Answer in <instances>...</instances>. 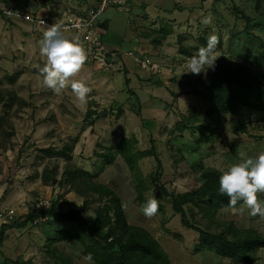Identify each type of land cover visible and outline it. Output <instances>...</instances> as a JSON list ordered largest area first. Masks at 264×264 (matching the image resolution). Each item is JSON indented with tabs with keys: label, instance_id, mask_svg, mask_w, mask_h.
Segmentation results:
<instances>
[{
	"label": "rangeland",
	"instance_id": "obj_1",
	"mask_svg": "<svg viewBox=\"0 0 264 264\" xmlns=\"http://www.w3.org/2000/svg\"><path fill=\"white\" fill-rule=\"evenodd\" d=\"M115 1L120 3L109 6L112 14L118 11L113 17L114 28H118L115 16L119 15L127 35L140 47L136 57H150L160 71L174 76L170 80L171 99L157 109L145 105L144 114L134 100L129 116L122 120L124 136L98 143L94 153L83 157L71 151L68 158L53 153L49 158L41 149L62 151L74 147V139H54L50 131L36 137L40 138L37 143L30 131L36 134V126L43 122L36 119L31 102L35 103L46 88L31 77L19 83L20 72L0 67V227L9 226L0 247V264H90L86 259L92 239L88 228H93L100 215L103 220L109 218L110 225L114 222L108 198L94 193L92 184L106 187L119 198L128 225L149 233L169 264H243L202 246L199 231L229 241L244 233L264 236V217L251 216L246 208L240 214L241 202L216 214L205 205L187 204L182 209L191 228H186L181 215L173 211L171 198L199 189L203 169L222 173L264 151V114L253 105L237 113L209 117L205 100L193 94L211 89L226 74L242 76L243 80L264 77V2L256 9L257 0H164L161 8L158 0H146L148 4ZM96 3L30 0L23 13L35 16L45 9L46 14H42L49 27L86 18ZM208 15L212 22L205 26L201 21ZM211 35L219 40L214 69L188 73L189 58L206 46ZM254 100L255 96L252 103ZM152 145L161 163L159 170L155 158L144 155ZM77 171L86 177L75 175ZM258 195L264 197V193ZM153 196L159 208L147 217L142 207ZM52 202L62 214L80 210L87 228L49 217L22 225L27 214L47 210ZM10 209L15 211L8 212ZM253 256V264H264V249L256 250Z\"/></svg>",
	"mask_w": 264,
	"mask_h": 264
},
{
	"label": "crops",
	"instance_id": "obj_2",
	"mask_svg": "<svg viewBox=\"0 0 264 264\" xmlns=\"http://www.w3.org/2000/svg\"><path fill=\"white\" fill-rule=\"evenodd\" d=\"M138 1L148 4L146 0H131L134 4ZM158 1V7L161 8L164 0ZM109 8L102 15L98 34L104 48L105 62L113 65V68L105 67L93 59L76 33L63 32L66 36L78 39L86 50L87 60L80 72L71 77L68 86L59 93L45 87L46 92L36 97L35 103L31 102L32 107L36 108V119L43 122L36 126V134L33 129L30 131L37 143L40 138L36 137L41 133L53 131L54 139L73 138L72 154L83 157L87 152L94 153L98 143L125 135V123L122 120L129 116L134 100H138L141 113L144 114L145 105L156 106L157 109L168 98L171 99L173 89L170 80L174 76L164 69L152 75L139 67L135 58L140 47L136 45L135 39L127 35L125 23L118 20L119 15L115 16L118 28H114L113 17L118 11L112 14ZM42 13L46 14V10L42 9L35 17L44 19ZM47 27L36 26L22 19H2L0 15V67L10 72H20L19 83L28 77L42 83L38 70L45 66L46 57L40 52V41ZM72 80L83 81L91 88L86 103H81L75 97L70 86ZM121 111L122 116L118 117ZM46 149L50 148L41 150Z\"/></svg>",
	"mask_w": 264,
	"mask_h": 264
},
{
	"label": "trees",
	"instance_id": "obj_3",
	"mask_svg": "<svg viewBox=\"0 0 264 264\" xmlns=\"http://www.w3.org/2000/svg\"><path fill=\"white\" fill-rule=\"evenodd\" d=\"M264 0H257L256 9H259ZM0 4L16 11L25 12L29 7L30 0H0ZM38 70L40 74V69ZM193 94L205 100L206 116H216L225 113H237L240 108L253 107L264 114V77L251 80H243L242 76L231 74L223 75L221 79L211 89ZM255 96L254 103H252ZM73 145L65 147L62 151L55 152L52 149L41 150L44 155L52 158L56 155L60 158H68V153L72 151ZM123 152V151H121ZM144 155H151L155 158L157 169L161 168L154 146ZM108 160L112 163L113 159ZM111 161V162H110ZM81 177H86L82 171L74 173ZM215 169H203L200 174L201 186L199 189L187 194L173 196L171 205L173 211L181 215L182 224L186 228H191L187 223L183 207L187 204L199 206L205 205L212 214L228 208V198L219 192V176ZM72 174L70 175V178ZM94 193L99 197L109 200L110 210L114 222L110 225V219H102L100 215L95 219L93 228H88L91 235V244L88 248L95 264H169L165 253L159 244L146 231L132 228L128 225L120 200L114 193L104 186L92 184ZM239 203V202H238ZM56 202L51 203V207L40 212H31L26 215L22 225H27L40 218L49 217L55 222H76L87 228V221L81 217L80 210L70 211L62 214L55 210ZM106 222V223H105ZM104 227H108L104 232ZM9 229L6 224L0 227V247L5 239V232ZM200 243L202 246L211 247L215 253L223 258H229L243 264H253L256 258L253 253L256 250L264 249V236L259 234L244 233L235 241H229L221 235H211L199 231Z\"/></svg>",
	"mask_w": 264,
	"mask_h": 264
},
{
	"label": "clouds",
	"instance_id": "obj_4",
	"mask_svg": "<svg viewBox=\"0 0 264 264\" xmlns=\"http://www.w3.org/2000/svg\"><path fill=\"white\" fill-rule=\"evenodd\" d=\"M205 26L212 22L211 15L204 16L201 21ZM219 43L216 35L209 36L206 46L198 49L197 54L188 60L189 72L201 74L214 69L217 60L216 48ZM40 52L46 57V64L40 69L42 83L45 87L59 93L69 84L71 77L80 72L87 60V53L77 38L64 35L62 25L52 24L47 27L40 41ZM71 90L81 102H87L91 92L83 81L72 80ZM219 192L228 198V203L236 207L241 202L244 207L238 211L243 214L245 208L251 216L264 217V151L256 156L242 159L232 164L219 176ZM159 208L158 200L153 196L142 207L147 217L154 216ZM86 259L92 261L91 254Z\"/></svg>",
	"mask_w": 264,
	"mask_h": 264
},
{
	"label": "built area",
	"instance_id": "obj_5",
	"mask_svg": "<svg viewBox=\"0 0 264 264\" xmlns=\"http://www.w3.org/2000/svg\"><path fill=\"white\" fill-rule=\"evenodd\" d=\"M98 3L89 11L88 15L84 19L71 20L61 23L62 31L73 32L80 36L84 42V45L89 51V54L93 59L100 61L105 67L113 68V65H107L105 62V56L103 54L104 48L101 44L98 34V24L102 19L104 10L110 5L120 3L115 0H96ZM0 15L5 16L8 19H22L26 22L34 24L36 26L45 27L47 23L44 19H38L35 16L27 15L23 12L13 10L0 4ZM136 63L142 70L148 71L152 75L159 73L158 65L150 57L141 56L135 58ZM11 214H7L9 218ZM0 215V221L1 220Z\"/></svg>",
	"mask_w": 264,
	"mask_h": 264
},
{
	"label": "water",
	"instance_id": "obj_6",
	"mask_svg": "<svg viewBox=\"0 0 264 264\" xmlns=\"http://www.w3.org/2000/svg\"><path fill=\"white\" fill-rule=\"evenodd\" d=\"M102 116H104V113L102 114Z\"/></svg>",
	"mask_w": 264,
	"mask_h": 264
}]
</instances>
